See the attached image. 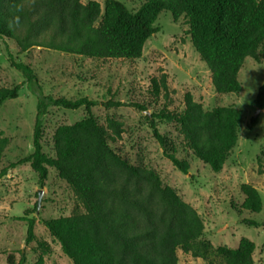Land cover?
Wrapping results in <instances>:
<instances>
[{"label": "trees", "instance_id": "16d2710c", "mask_svg": "<svg viewBox=\"0 0 264 264\" xmlns=\"http://www.w3.org/2000/svg\"><path fill=\"white\" fill-rule=\"evenodd\" d=\"M143 1L139 10L132 11L119 0H105L104 8L96 1L0 0V40L14 41L21 53L42 48L98 60H135L142 56L148 39L159 32L154 25L159 14L168 11L174 20L185 19L186 34L210 70L215 91L241 92L239 73L246 59H259L258 50L264 45V0ZM9 62L25 80L0 88V107L7 100L17 99L23 86L38 100L34 151L12 166L30 163L42 181L48 167L54 168L82 200L85 213L43 221L73 264H178L179 249L193 252L208 264L255 263L256 245L246 238H242L238 248H214L203 242L213 255L211 259L193 251L192 245L203 237L204 221L195 208L163 184L155 170L137 165L112 147L122 137L123 123L108 118L106 125H101L91 114L100 102L45 95L32 65L17 62L12 55ZM151 87L153 94L162 95L166 104L153 117L176 122L195 156L219 172L228 152L237 145L241 115L222 106L205 110L190 93L184 95L183 111H169L173 101L167 75L153 78ZM131 104L146 109L138 103ZM122 105L125 104L109 101L104 106ZM255 105L264 109V82ZM52 107H84L88 116L56 129L52 138L54 156L50 157L43 152L41 139L44 117ZM257 122V118H252L250 125ZM152 126L164 156L187 175L188 160L169 153L156 123ZM8 143L0 133V162ZM258 162L262 168V159ZM241 192L245 201L234 208L260 213L259 191L246 183L241 185ZM33 227L34 221L29 220L27 243L34 237ZM8 261L14 264L12 255ZM18 264H24V258Z\"/></svg>", "mask_w": 264, "mask_h": 264}, {"label": "rangeland", "instance_id": "374dc122", "mask_svg": "<svg viewBox=\"0 0 264 264\" xmlns=\"http://www.w3.org/2000/svg\"><path fill=\"white\" fill-rule=\"evenodd\" d=\"M81 1H96L102 8L105 3V0ZM119 1L132 11L139 10L144 3L143 0ZM154 25L159 32L148 39L142 56L135 60H98L42 48L21 53L14 41L1 39L0 88L13 87L25 80L23 74L11 66L9 55H12L17 62L32 65L45 95L100 102L91 109V114L101 125H106L108 118L123 123L122 137L112 147L137 165L155 170L163 184L171 187L201 216L205 230L201 242L192 245L193 251L211 259L213 255L203 242L214 248H238L242 238H246L256 245L255 264H264V109L258 112L255 105L264 82V45L258 50L259 59H246L239 73L241 92L219 94L212 85L210 70L186 34L185 19L174 20L170 12L163 11ZM162 74L167 75L173 101L167 110L183 111L184 95L190 93L205 110L222 106L241 115L237 145L228 152L219 172H214L195 156L176 122L153 117L166 106L163 96H155L151 87L152 79ZM109 101L125 105L107 108L104 105ZM37 103V98L23 86L17 99L7 100L0 107V133L9 140L0 162V264H9V255L13 256L14 264L23 258L24 264H73L43 221L86 212L82 200L59 178L54 168L48 167L42 181L30 163L12 166L34 151ZM131 103L146 109L136 108ZM87 116L84 107L78 110L50 108L43 120V152L53 157L52 138L56 129ZM252 118L258 120L255 126L250 125ZM153 122L165 139L166 150L190 163L187 175L164 156L153 134ZM246 183L260 193V213L234 208L245 201L241 185ZM39 193L42 194L40 205ZM29 220L34 221V237L27 243ZM177 254L178 264H208L193 252L179 249Z\"/></svg>", "mask_w": 264, "mask_h": 264}, {"label": "water", "instance_id": "95a60500", "mask_svg": "<svg viewBox=\"0 0 264 264\" xmlns=\"http://www.w3.org/2000/svg\"><path fill=\"white\" fill-rule=\"evenodd\" d=\"M259 111H261V109H258V112ZM256 117H257V115H256ZM41 197H42V194L41 193H39V201H38V205H40V202H41Z\"/></svg>", "mask_w": 264, "mask_h": 264}, {"label": "crops", "instance_id": "0c3cea01", "mask_svg": "<svg viewBox=\"0 0 264 264\" xmlns=\"http://www.w3.org/2000/svg\"><path fill=\"white\" fill-rule=\"evenodd\" d=\"M255 264V263H254Z\"/></svg>", "mask_w": 264, "mask_h": 264}]
</instances>
